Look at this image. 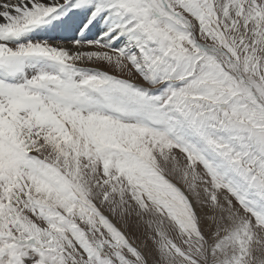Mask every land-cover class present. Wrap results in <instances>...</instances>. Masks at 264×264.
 Listing matches in <instances>:
<instances>
[{
    "label": "snow or ice",
    "instance_id": "1",
    "mask_svg": "<svg viewBox=\"0 0 264 264\" xmlns=\"http://www.w3.org/2000/svg\"><path fill=\"white\" fill-rule=\"evenodd\" d=\"M0 264H264V0H0Z\"/></svg>",
    "mask_w": 264,
    "mask_h": 264
},
{
    "label": "rangeland",
    "instance_id": "2",
    "mask_svg": "<svg viewBox=\"0 0 264 264\" xmlns=\"http://www.w3.org/2000/svg\"><path fill=\"white\" fill-rule=\"evenodd\" d=\"M113 222L117 223L115 220H113ZM117 227L121 228V230L124 231L130 239H136L137 241H139L143 237L144 229L142 226L139 228L136 226L134 217L129 220L128 227L126 229L120 223H117Z\"/></svg>",
    "mask_w": 264,
    "mask_h": 264
}]
</instances>
